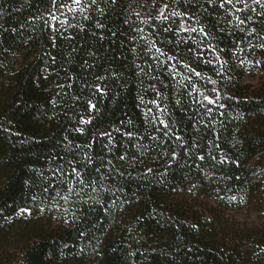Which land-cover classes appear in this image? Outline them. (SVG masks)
Masks as SVG:
<instances>
[{"label": "trees", "instance_id": "1", "mask_svg": "<svg viewBox=\"0 0 264 264\" xmlns=\"http://www.w3.org/2000/svg\"><path fill=\"white\" fill-rule=\"evenodd\" d=\"M48 3L0 0V264H264V53L258 47L246 51L242 58L248 63L243 67L229 59L226 81L213 74L220 81L217 86L224 107L219 111L224 115L217 118L216 132L201 127L198 134L188 119L197 115L192 111L197 105L185 95L184 110L176 106L175 82L136 75L134 62L142 61L131 50L139 49L143 41L130 38L139 37L134 30L137 25L144 27L146 35L150 33L148 26L139 25V19L155 15L151 0L143 7L145 0H120L117 5L101 2L104 15L93 12L92 16L106 28L96 29L93 20H81L85 31L64 33L71 40L50 29L42 31L39 20L30 23L46 12ZM209 23H215V14ZM248 27L264 35L259 18ZM50 35L56 36L55 46ZM101 35L104 39H99ZM167 36L161 33L159 39ZM241 36L236 32L234 38ZM232 39L224 36L220 47L231 49ZM253 42L260 44L258 37ZM90 52L96 57H89ZM85 61L95 67L87 68ZM255 61L262 63L254 66ZM197 70L211 74L205 65ZM113 73L119 79L105 81L108 94L94 97L97 111L90 112L84 103L89 98L86 81ZM150 83L164 91L162 106L172 113L170 119L185 141L197 140L201 149L196 151L203 155L208 139L218 134L228 163L215 164L207 158L193 163L185 157L187 145L176 147L179 157L170 162L161 179L159 173L166 164L158 157L165 150L170 153L173 143L157 144L147 137L146 129L157 135L144 116L145 108L153 106L140 104L139 95ZM69 84L70 88L65 87ZM198 87H203L202 81ZM143 94L145 100L154 97L150 90ZM75 95H82L83 100L71 107ZM89 116L91 125L79 123ZM81 127L83 134L75 131ZM116 128L144 138L129 142ZM103 131L112 132L114 147L105 148L107 137L98 136ZM67 141L73 146L91 142L92 155L105 160V175L107 160L118 170L97 185L104 208L96 205L87 211V205H78L84 211L77 212L80 219L75 223L57 219L60 213L55 210L41 214L32 199L40 192L42 180L51 176L49 158L55 157L56 163L72 158L63 146ZM136 143L144 147L137 151ZM126 150L129 160L138 157L143 163L129 167L118 160ZM149 167L156 174L145 177L142 174ZM90 176L98 178L95 172ZM116 189L120 191L111 195ZM233 196L237 199H230ZM21 208L30 209L31 215H21ZM242 213L257 215L260 221L241 222L236 216Z\"/></svg>", "mask_w": 264, "mask_h": 264}, {"label": "snow or ice", "instance_id": "2", "mask_svg": "<svg viewBox=\"0 0 264 264\" xmlns=\"http://www.w3.org/2000/svg\"><path fill=\"white\" fill-rule=\"evenodd\" d=\"M101 2L117 5L120 0H49L46 12L39 17H34L30 23L35 25L39 20L43 24L42 31L50 29L51 33H59L64 39L71 40L73 37L65 36L64 33L68 29L85 31V27L80 23L81 20L86 22L93 20L96 29L106 28L100 19L92 16L93 12L97 16L104 15V9L99 7ZM147 2L148 0H145V5L142 7L146 6ZM151 8L155 10V15L148 13L146 18L139 19V25L148 26L151 29L150 33L146 35L144 27L137 25L134 30L139 33V37L130 38L133 42H136L137 39L143 41L139 49L131 50L136 59L142 61L141 63L134 62L136 75L141 79L147 78L161 83L164 80L175 82L178 89L176 106L184 110L182 102L185 95L189 97L192 104L197 105L195 109H192L197 115L188 116V119L193 121L194 131L199 134L202 127L206 132H216L217 118L224 115L219 109L224 105L220 103L223 96L220 87L217 86L220 81L214 79L213 74L221 81H226L229 79L227 75L230 71L229 59L233 62L238 61L239 65L243 67L248 63L242 58L246 51L253 52L258 47L264 53V35H261L256 27H248L250 23H255L256 18L264 23V0H151ZM213 14H215V23L210 25L209 20ZM135 15L139 18L141 13L137 11ZM212 28H215L216 31H213ZM236 32L242 33L238 39L234 38ZM161 33H169L170 36L161 40L159 39ZM217 33H221V35H217ZM116 35L117 33L112 31V36ZM224 36L233 38L231 49L220 47ZM257 37L260 40L259 45L253 42V39ZM99 39H104V36L101 35ZM55 40L56 36L50 35V42L53 46H55ZM182 45H186V47H182ZM243 45H247V48ZM72 51L75 52L76 49L73 48ZM89 57L95 58L96 53L90 52ZM51 59L55 61V57ZM261 63V61H255L254 66ZM85 65L87 68L95 67L88 61H85ZM200 65L208 66L211 74L205 75L202 70H197ZM112 78L118 80L119 75L116 73H113L111 77L98 75L93 77L92 82L86 81L85 87L89 91V98L84 103L90 112L97 111V104L93 102V98H103L108 94V84L105 81ZM69 79L71 80L72 77ZM201 81L203 82L202 88L198 87V83ZM208 84L213 87L208 89ZM167 86L164 84V87ZM65 87L70 88L71 85H65ZM149 90L154 94V97L145 100L143 92ZM143 92L139 95L140 104L153 106L146 107L144 110L146 123L157 133V135H153L146 129L147 137L157 144L169 141L173 143L170 153L165 150L158 157L166 164L165 171L159 173L161 179L166 177L167 168L171 167L170 162L176 161L179 157L175 150L176 147L184 149L187 145L185 157L187 160H192L193 163L196 161L205 162L206 158L208 161H214L215 164L229 162L228 156L220 149L218 134L215 138L208 139L203 155L196 151V149H201V144L197 140H193L191 144L185 141L183 135L180 134V129H177L170 119L172 113L162 106L164 98L162 88L157 87L155 83H150L147 88L143 89ZM64 94L67 95V93ZM72 100L71 107H75V102L82 101L83 97L75 95ZM201 109H203L202 112ZM92 119V116L87 119L81 118L79 123L91 125ZM121 123L124 122L121 121ZM75 131L83 134L84 128H76ZM114 131L127 137L129 142L144 138L134 131L121 132L120 128H116ZM98 136L107 137L105 148H109L110 145L114 147L112 132L103 131L98 133ZM63 146L67 152L72 154V158L59 163L55 162V157L49 158L48 171L51 176L42 180L40 192L34 194L32 199L34 206L41 214L45 211L55 210L60 213L57 219H61L65 223H75L80 219L77 212L84 211L83 208L77 207L78 205H87V211L94 210L96 205L104 208L97 185L102 184L105 179H111V174L118 170L112 160H107L108 174L105 175L102 171L105 167V160L103 157L96 158L92 155L91 142L73 146L71 141H67ZM134 147L139 151L144 146L136 143ZM217 153H219V158ZM116 158L128 163L129 167L143 163V160L138 157L129 160L127 150ZM97 159H99V164H97ZM196 166L200 167L199 164ZM201 171L203 172V169ZM91 172L97 173L98 178H91ZM149 174H156L151 167L142 175L146 177ZM204 174L209 175L208 173ZM120 175H124V173L121 172ZM41 176L43 177V173ZM103 191L108 193L107 188H104ZM116 191H120V189H116L111 195L114 196ZM50 192L54 195H44ZM230 199L236 200L237 198L233 196ZM25 213L31 215V210L21 208L20 214ZM80 235L83 236L86 233L81 232ZM80 251L83 252L84 249H80Z\"/></svg>", "mask_w": 264, "mask_h": 264}, {"label": "rangeland", "instance_id": "3", "mask_svg": "<svg viewBox=\"0 0 264 264\" xmlns=\"http://www.w3.org/2000/svg\"><path fill=\"white\" fill-rule=\"evenodd\" d=\"M237 219L240 220L241 222L248 221L249 223H257L259 222V217L257 215L253 214H237Z\"/></svg>", "mask_w": 264, "mask_h": 264}]
</instances>
